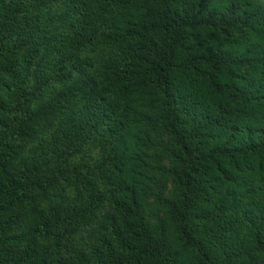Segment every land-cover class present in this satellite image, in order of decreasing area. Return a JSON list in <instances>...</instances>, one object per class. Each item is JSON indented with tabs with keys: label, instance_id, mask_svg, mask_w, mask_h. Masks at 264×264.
<instances>
[{
	"label": "trees",
	"instance_id": "obj_1",
	"mask_svg": "<svg viewBox=\"0 0 264 264\" xmlns=\"http://www.w3.org/2000/svg\"><path fill=\"white\" fill-rule=\"evenodd\" d=\"M0 264H264V0H0Z\"/></svg>",
	"mask_w": 264,
	"mask_h": 264
}]
</instances>
